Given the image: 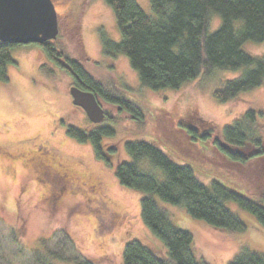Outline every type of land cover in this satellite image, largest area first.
I'll return each mask as SVG.
<instances>
[{
    "label": "rangeland",
    "instance_id": "374dc122",
    "mask_svg": "<svg viewBox=\"0 0 264 264\" xmlns=\"http://www.w3.org/2000/svg\"><path fill=\"white\" fill-rule=\"evenodd\" d=\"M54 1L62 27L57 40L64 44L70 58L82 62L92 76L106 85H115L124 97L140 106L150 126L159 117L156 110H186L189 105L197 106L221 134L224 127L232 126L249 110L264 114V84L229 103L215 97L217 90L239 78L244 69L203 74L179 90L146 88L127 56H108L104 51L103 36L115 41L120 38L116 16L105 0ZM137 1L145 13L157 17L150 0ZM219 25L220 18L213 17L211 30ZM244 49L264 57V43L248 42ZM12 54L16 64L8 68L9 81H0V225L14 226L19 231L25 255L20 254L15 264H32L30 252L61 229H66L78 249L97 264H124V249L132 240L150 247L159 258L168 259L165 244L143 222L144 195L125 187L116 177L119 161L130 160L126 142L146 141L162 147L153 138L151 128L146 129L147 133L128 129L127 117L106 103L103 106L110 115L121 116L126 123H92L72 101L71 77L48 61L41 45H19ZM131 121L138 123L136 119ZM260 121L264 132V117ZM71 125L83 131L112 126L116 136L103 137L102 141L110 162L98 158L91 143H80L69 136ZM112 145L118 150L114 156L108 152ZM64 173L68 177L61 179ZM198 175L206 185L214 180ZM246 194L264 206V196ZM159 205L177 227L192 233L193 252L199 260L230 264L244 247L264 254V227L235 202L226 205L246 223L245 231H220L194 219L181 206L160 199ZM9 248L15 249V245ZM53 264L74 263L54 259Z\"/></svg>",
    "mask_w": 264,
    "mask_h": 264
},
{
    "label": "trees",
    "instance_id": "16d2710c",
    "mask_svg": "<svg viewBox=\"0 0 264 264\" xmlns=\"http://www.w3.org/2000/svg\"><path fill=\"white\" fill-rule=\"evenodd\" d=\"M105 2L116 16L120 38L115 41L103 36L104 51L108 56H127L146 88L179 90L203 74L244 69L239 78L227 81L215 92L220 102L229 103L264 84V57L244 49L248 42L264 43V0H150L156 18L145 13L137 0ZM213 17L220 18L214 31ZM59 22L61 25L60 16ZM58 41L41 45L48 61L65 71L72 84L94 93L102 106L106 103L117 107L128 123L121 116L112 117L107 109L106 120L125 122L128 129L143 133L151 128L153 138L168 151L146 141L125 143L130 160L119 161L116 177L125 187L144 195L143 222L165 244L168 259L159 258L150 247L132 240L125 246L124 264H209L195 256L192 233L174 224L160 207L159 199L185 208L191 217L214 229L245 231L246 223L226 205L235 202L264 227V206L246 194L264 196L263 113L249 110L232 126L224 127L221 134L197 106L189 105L186 110H156L159 117L150 126L140 106L124 97L115 85H106L92 76L82 62L70 58ZM16 46L0 42L1 82L9 81L8 68L16 64L12 54ZM67 132L80 143H91L97 157L110 162L102 141L103 137L116 136L112 126L83 131L71 125ZM108 152L114 156L117 146H110ZM170 154L184 164L175 162ZM198 174L214 180L206 185ZM10 244L15 249L9 248ZM23 253L19 231L14 226L0 225V264H15ZM29 259L32 264H53L54 259L97 264L78 249L66 229L43 239ZM230 264H264V254L244 247Z\"/></svg>",
    "mask_w": 264,
    "mask_h": 264
},
{
    "label": "water",
    "instance_id": "95a60500",
    "mask_svg": "<svg viewBox=\"0 0 264 264\" xmlns=\"http://www.w3.org/2000/svg\"><path fill=\"white\" fill-rule=\"evenodd\" d=\"M60 33L59 15L53 0H0V42L11 45H43ZM73 103L81 107L90 121L100 124L106 111L97 96L73 85Z\"/></svg>",
    "mask_w": 264,
    "mask_h": 264
},
{
    "label": "flooded vegetation",
    "instance_id": "af4514ba",
    "mask_svg": "<svg viewBox=\"0 0 264 264\" xmlns=\"http://www.w3.org/2000/svg\"><path fill=\"white\" fill-rule=\"evenodd\" d=\"M73 85H75L74 83L70 86V88L73 86ZM77 86V85H76ZM72 97V96H71ZM72 101H73V98H72ZM42 154H44V155H46L47 153H44V152H41ZM68 177V174L67 173H64V177L63 178H61V179H65V178H67ZM52 180V179H51ZM93 187H96L95 185L93 186Z\"/></svg>",
    "mask_w": 264,
    "mask_h": 264
}]
</instances>
